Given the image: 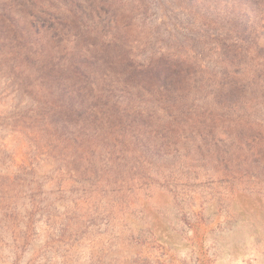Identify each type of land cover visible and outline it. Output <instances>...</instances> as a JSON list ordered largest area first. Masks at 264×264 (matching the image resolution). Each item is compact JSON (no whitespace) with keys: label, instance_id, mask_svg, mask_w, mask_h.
<instances>
[{"label":"rangeland","instance_id":"374dc122","mask_svg":"<svg viewBox=\"0 0 264 264\" xmlns=\"http://www.w3.org/2000/svg\"><path fill=\"white\" fill-rule=\"evenodd\" d=\"M0 264H264V0H0Z\"/></svg>","mask_w":264,"mask_h":264},{"label":"trees","instance_id":"16d2710c","mask_svg":"<svg viewBox=\"0 0 264 264\" xmlns=\"http://www.w3.org/2000/svg\"><path fill=\"white\" fill-rule=\"evenodd\" d=\"M14 25H16V23H14ZM13 25V26H14ZM32 27L35 29V31H33V33L35 35H38L40 32L38 31V28H35L34 25H32ZM50 29H53L52 26H49ZM49 30V29H48ZM55 37V34H53V38ZM56 45L60 44V40H56ZM66 48H59L58 50H62L60 53L56 52V46H51L49 48L50 51V55L52 57H54L55 61L54 63L51 64L50 68L53 70L54 75H60L57 74L56 70L62 74V72H64L65 70H68L69 68H74V70L76 72H78L79 74H83L85 69H88V67L94 62L92 59L90 58H85V56H82V58L80 56H78V59L80 58V62L75 61L76 59L73 57L75 55V53H73L72 55H70L71 53L65 50ZM23 51L25 52V54H29L31 52V50L24 48ZM41 51H44V49H41ZM31 53H33V56H36V54L39 53V51H37L36 53L34 51H32ZM35 53V54H34ZM55 53L60 54L59 58H55ZM65 54V58L67 56H70L69 61H66L64 59V55ZM66 61V62H65ZM63 62V64H62ZM82 64H84L82 66ZM64 66H67V68L65 70H63ZM228 66L225 65V68H227ZM50 68H46L47 72L49 74H51L50 72ZM56 68V70H55ZM165 68V69H163ZM172 66L164 63L162 66H158L157 68L153 67L152 65H137L136 66V70L135 71H131V75H132V79L133 80H139L140 77L143 76L144 79L147 78H152L154 77L155 80L159 83L160 87H163L165 92L170 94V95H176L179 96L181 95L185 89H183V87H185L186 85L189 84L188 79L190 78V76H192L191 73L186 72L182 78L178 76V71L177 68H173L171 69ZM236 69H238V67H235ZM166 70H168V72H165ZM237 70H234L233 72H236ZM225 73L228 74V69H225ZM52 77V76H51ZM171 77H175L176 81H170ZM200 81V80H198ZM214 85H217L220 87V90H224V82H222V78L219 79L218 83L217 81L213 82ZM70 87L71 84L69 83ZM72 91H74V89L71 88ZM62 94L66 95L67 92H69L67 85H64L61 88ZM188 91V90H186Z\"/></svg>","mask_w":264,"mask_h":264}]
</instances>
